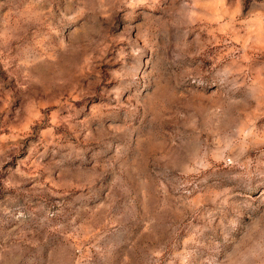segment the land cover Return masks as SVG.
I'll list each match as a JSON object with an SVG mask.
<instances>
[{"label":"rangeland","instance_id":"rangeland-1","mask_svg":"<svg viewBox=\"0 0 264 264\" xmlns=\"http://www.w3.org/2000/svg\"><path fill=\"white\" fill-rule=\"evenodd\" d=\"M0 264H264V0H0Z\"/></svg>","mask_w":264,"mask_h":264}]
</instances>
